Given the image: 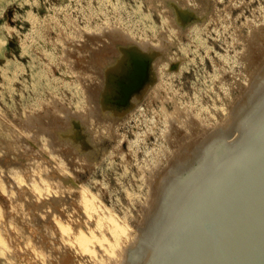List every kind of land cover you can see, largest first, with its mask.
<instances>
[{"label": "rangeland", "instance_id": "374dc122", "mask_svg": "<svg viewBox=\"0 0 264 264\" xmlns=\"http://www.w3.org/2000/svg\"><path fill=\"white\" fill-rule=\"evenodd\" d=\"M263 81L264 0H0V264L129 262Z\"/></svg>", "mask_w": 264, "mask_h": 264}, {"label": "water", "instance_id": "95a60500", "mask_svg": "<svg viewBox=\"0 0 264 264\" xmlns=\"http://www.w3.org/2000/svg\"><path fill=\"white\" fill-rule=\"evenodd\" d=\"M242 138L171 197L133 264H264V113Z\"/></svg>", "mask_w": 264, "mask_h": 264}, {"label": "bare ground", "instance_id": "6f19581e", "mask_svg": "<svg viewBox=\"0 0 264 264\" xmlns=\"http://www.w3.org/2000/svg\"><path fill=\"white\" fill-rule=\"evenodd\" d=\"M120 37H122V35L121 36H119V38ZM124 37V36H123ZM118 38V36H117V38H116V40L117 39H119ZM128 39V41L130 40L128 37L125 39V40H127ZM120 40V39H119ZM122 40H124V39H122ZM118 41V40H117ZM116 41V42H117ZM130 41H132V40H130ZM121 42V41H120ZM124 43H126V42H124ZM143 49H145V48H143ZM135 51H139L138 49H134ZM141 50H142V48H141ZM147 50V49H146ZM144 52H145V50H144ZM138 53V52H137ZM252 100V99H251ZM264 81L263 82H261L260 84H259V86H258V89L256 90V94H255V96H254V98H253V100H252V103H251V106L250 107H248L246 110H245V112L243 113V115L239 118V120H237V118L236 119H234V121H236L235 122V125H234V122H233V125H230V127L231 128H228V130H224V132L222 133V134H220V135H218L217 136V140H214V139H211V137H212V135H211V137L208 139V138H206V140L204 141V142H202L201 144H203V145H201L200 144V148H201V150H202V152L199 154L200 155V157H199V161H198V163L197 164H199L196 168H193V169H190V170H188V171H186L185 173H183V174H176V176H175V178L172 180V181H170L168 184H167V188H166V200L163 202V205L162 206H160L158 209H157V211L153 214V216H151V219L150 220H148L149 222H148V224H147V226L143 229V232L140 234V236H139V238L138 239H136L135 240V242H134V250H132L131 252V254L129 255V262L128 261H126L125 262V264H133L134 263V261L141 255V253H142V251H143V249L145 248V246L147 245V243L150 241V239H151V237L153 236V234H154V232L157 230V228L159 227V224H160V222L163 220V217L165 216V214H166V212H167V208H168V206H169V203H170V200H171V197L173 196V195H176V194H178L184 187H186V186H189L191 183H192V181L194 180V178H195V174H193L194 173V171L195 170H198L200 167V165L202 164V162L203 161H209L210 159L211 160H214L218 155H219V152H221V149L222 148H225V147H227V148H230L231 146H233L235 143H237L238 141H240L241 139H243L242 137H243V135H244V133L246 132V130L248 129V127H249V125H251L253 122H254V120L255 119H257V118H259V116L261 115L262 116V114L264 113ZM213 138V137H212ZM210 162V161H209ZM199 167V168H198ZM199 170H201V169H199ZM165 195V194H164ZM58 201V200H57ZM60 201V200H59ZM58 201V202H59ZM60 203L61 202H59L58 204L60 205ZM59 208V207H58ZM62 208V207H61ZM64 211V210H63ZM65 212V211H64ZM62 214H64V213H62ZM66 214H68L67 212H66ZM65 214V215H66ZM75 215V214H74ZM73 215V216H74ZM67 216H69V215H66V216H64V217H66V218H69V217H67ZM71 216V215H70ZM76 217V216H75ZM74 217V218H75ZM70 218H73L72 216L70 217ZM73 218V219H74ZM77 219H78V217H76ZM75 218V219H76ZM77 219H76V221H74V222H77ZM80 220V219H79ZM73 222V221H72ZM110 222V221H109ZM79 223H82V222H79ZM79 223L77 222V224L79 225ZM74 223H72V225H73ZM77 225V226H78ZM109 225V227H107ZM108 225H106V229H108L109 228V230H107V231H109L110 232V230H112L111 232H112V235L114 234V236H120V234H119V229L117 228V226L113 223V222H110V224H108ZM77 226H74V227H77ZM73 228V227H72ZM78 228H80V227H78ZM76 229L77 228H75L74 230H75V232H76ZM81 230H83L82 228H80ZM73 230V229H72ZM78 230V229H77ZM78 232V231H77ZM77 232H76V234L75 235H77ZM110 232V233H111ZM73 233V232H72ZM71 234V233H70ZM69 234V235H70ZM80 234V233H79ZM119 234V235H118ZM68 235V236H69ZM75 235L72 237L71 236V238H74L75 237ZM78 237H79V235H77ZM64 237H66V236H64ZM77 237V238H78ZM69 238V237H68ZM76 238V237H75ZM74 238V239H75ZM76 238V239H77ZM66 239V238H65ZM74 239H72V240H74ZM120 239H121V236H120ZM119 239V240H120ZM124 239V238H123ZM67 240H69V239H67ZM125 240V239H124ZM128 240V239H127ZM75 242H76V240H74ZM126 241V240H125ZM60 242H62V241H60ZM59 242V243H60ZM66 242V241H65ZM69 242H71V240L70 241H68L67 243L69 244ZM74 242V243H75ZM78 242V241H77ZM76 242V243H77ZM132 242V243H133ZM62 243H64V242H62ZM71 243H73V241L71 242ZM78 243H80V242H78ZM77 243V244H78ZM122 243H123V241H122ZM125 243V242H124ZM127 243H128V241H127ZM126 243V244H127ZM76 244V245H77ZM61 245H63V244H61L60 243V246ZM65 245V244H64ZM71 245V244H70ZM72 245H74V244H72ZM71 245V246H72ZM83 245V244H82ZM81 244L80 245H78V247L79 248H77V246H75L77 249H80L81 247L80 246H82ZM130 245V244H129ZM128 245V246H129ZM122 246V245H121ZM64 248L66 247V246H63ZM62 247V248H63ZM68 248H69V246H67ZM65 248V250H68V248ZM73 247V246H72ZM74 247V249H76ZM83 247V246H82ZM131 247H133V245L132 246H130L129 248L131 249ZM59 248V247H58ZM63 248V249H64ZM71 248V247H70ZM128 248V247H127ZM127 248H126V253H128V251H127ZM60 249V248H59ZM58 249V250H59ZM62 249V250H63ZM76 249V250H77ZM130 249H129V251H130ZM61 250V251H62ZM64 250V251H65ZM82 250V249H81ZM80 250V256L83 258V255H81L82 253L84 254V251L82 252ZM60 251V250H59ZM60 251V254L61 253H63L64 251H62L61 252ZM69 251H71V250H69ZM74 250H72V252H73ZM66 252V251H65ZM65 252H64V257H63V259L61 260V259H58V260H60V263L59 264H70L71 263V261L73 260V259H75L73 256H76V255H73L74 253H72V256H70L69 255V253L67 252L66 254H65ZM59 253V252H58ZM71 253V252H70ZM79 252H78V250H77V255H79L78 254ZM60 254H58V255H60ZM62 256H63V254H61ZM26 256V255H25ZM62 256H60V257H62ZM126 256H127V254H126ZM59 256H57V258H60ZM128 257V256H127ZM57 258H53V259H51V260H55V259H57ZM86 258V257H85ZM120 258V260L122 261V259H121V257H119ZM126 258V257H125ZM76 259H77V257H76ZM78 259H79V257H78ZM77 259V260H78ZM81 259V258H80ZM88 259H89V257L85 260L86 261V263H84V264H88V263H90V261L88 262ZM94 259V258H93ZM106 259H108V258H106ZM111 259V258H110ZM109 259V260H110ZM118 259V258H117ZM25 260V259H24ZM57 260V262H59ZM90 260V259H89ZM119 260V259H118ZM125 260V259H124ZM53 261H52V263H53ZM76 261V260H75ZM108 261V260H107ZM106 261V262H107ZM113 261H114V259H113ZM51 262V261H50ZM55 262V264H56V260L54 261ZM74 262V260L72 261V263ZM77 262H81V261H77ZM88 262V263H87ZM93 262H95V261H93ZM97 262V261H96ZM111 262H112V260H111ZM128 262V263H127ZM49 263V262H48ZM71 263V264H72ZM81 263H83V261L81 262ZM98 263H99V261H98ZM118 263H119V261H118ZM51 264V263H50ZM58 264V263H57ZM73 264H75V262L73 263ZM77 264V263H76ZM90 264H93V263H90ZM95 264V263H94ZM97 264V263H96ZM102 264V263H101ZM113 264H115L114 262H113ZM117 264V263H116ZM122 264H123V262H122Z\"/></svg>", "mask_w": 264, "mask_h": 264}]
</instances>
